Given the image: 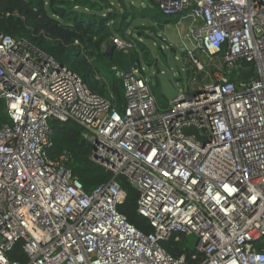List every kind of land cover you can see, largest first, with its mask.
Wrapping results in <instances>:
<instances>
[{"label":"built area","instance_id":"2783aa9c","mask_svg":"<svg viewBox=\"0 0 264 264\" xmlns=\"http://www.w3.org/2000/svg\"><path fill=\"white\" fill-rule=\"evenodd\" d=\"M151 1L196 24L189 32L210 68L189 51L195 77L166 107L138 65L113 68L119 112L53 57L0 33V264H21L7 257L17 243L24 264H188L161 242L191 235L196 264H264V0ZM110 45L135 47L117 36ZM54 121L81 127L107 182L84 191L66 152L48 157ZM118 176L152 233L117 211Z\"/></svg>","mask_w":264,"mask_h":264},{"label":"trees","instance_id":"16d2710c","mask_svg":"<svg viewBox=\"0 0 264 264\" xmlns=\"http://www.w3.org/2000/svg\"><path fill=\"white\" fill-rule=\"evenodd\" d=\"M162 19L177 23L180 16L163 15L151 0L145 4L142 0H117L116 7L110 0H0L1 34L22 40L53 57L74 72L90 92L108 99L119 112L124 108L123 87L113 68L127 71L134 65L141 67L138 51H144L145 46L134 34L150 38L144 31L149 29L155 35L154 25H159ZM114 36L132 40L135 47L127 53L112 47L113 54L107 57L103 47ZM185 73L193 77L191 70ZM147 82L157 103L161 104L163 97L156 93V82ZM2 110L0 102V123L5 120ZM52 130L51 147L46 149L48 157L55 160L66 152L67 167L84 191L108 181L110 173L90 160L91 145L81 136L78 124L54 121ZM116 181L126 196L117 211L143 234L152 233L148 221L136 212V190L123 176H118ZM186 239L182 236L175 242L171 238L161 242V247L174 258L185 255L188 264H196L190 259L192 251L186 247ZM7 257L21 264L26 261L19 243Z\"/></svg>","mask_w":264,"mask_h":264},{"label":"rangeland","instance_id":"374dc122","mask_svg":"<svg viewBox=\"0 0 264 264\" xmlns=\"http://www.w3.org/2000/svg\"><path fill=\"white\" fill-rule=\"evenodd\" d=\"M142 1L145 4L148 0ZM110 3L115 7L117 6V0H110ZM158 24L155 23L154 25L157 31L155 36H151L152 38H147L141 33L134 34V36L137 35V38L141 39L145 46L144 51H138L139 58H141L139 64L143 68L145 77L149 81L156 82V93L163 97L160 103L168 104L178 93L187 89L190 80L185 72L189 69L195 74L188 52L191 51L204 67L209 68V63L207 56L202 50L198 49L196 43L192 40L189 31L196 26L192 20L183 18L180 15L179 21L175 24L168 23L165 19H162ZM144 32L148 34L150 30L147 29ZM172 49L175 50V53L171 51ZM196 79L197 83L208 81L203 74H200ZM195 245L196 237L194 235L188 236L186 247L194 251Z\"/></svg>","mask_w":264,"mask_h":264},{"label":"water","instance_id":"95a60500","mask_svg":"<svg viewBox=\"0 0 264 264\" xmlns=\"http://www.w3.org/2000/svg\"><path fill=\"white\" fill-rule=\"evenodd\" d=\"M103 52L105 55H107V57H111V55L113 54V48L111 47L110 44H106L103 47ZM242 80H247V81H251L253 79V74L252 71H248L247 73L243 74L241 76ZM183 133L189 136L194 137L196 140L204 143L205 140L202 139L199 135V132L197 129L193 128V127H186L183 129Z\"/></svg>","mask_w":264,"mask_h":264},{"label":"crops","instance_id":"0c3cea01","mask_svg":"<svg viewBox=\"0 0 264 264\" xmlns=\"http://www.w3.org/2000/svg\"><path fill=\"white\" fill-rule=\"evenodd\" d=\"M175 24V23H174ZM151 36H153L154 35V33H149ZM155 36V35H154ZM156 37H157V35H156ZM143 38V37H142ZM136 39L138 40V41H140V42H142L143 43V41L141 40V39H138L137 38V35H136ZM161 49H163V47H161ZM175 51V50H174ZM173 51V52H174ZM175 53V52H174ZM193 74V76L195 77V74L194 73H192ZM143 77H145V74H144V71H143ZM146 78V77H145ZM189 79L190 78H192V77H188ZM147 79V78H146ZM148 80V79H147ZM167 104H161L160 106L162 107V106H166Z\"/></svg>","mask_w":264,"mask_h":264}]
</instances>
